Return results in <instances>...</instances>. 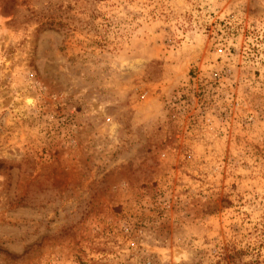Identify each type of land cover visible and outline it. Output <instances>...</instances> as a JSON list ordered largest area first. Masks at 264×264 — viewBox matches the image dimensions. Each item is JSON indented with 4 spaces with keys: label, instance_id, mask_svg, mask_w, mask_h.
I'll return each mask as SVG.
<instances>
[{
    "label": "rangeland",
    "instance_id": "1",
    "mask_svg": "<svg viewBox=\"0 0 264 264\" xmlns=\"http://www.w3.org/2000/svg\"><path fill=\"white\" fill-rule=\"evenodd\" d=\"M0 264H264V0H0Z\"/></svg>",
    "mask_w": 264,
    "mask_h": 264
}]
</instances>
